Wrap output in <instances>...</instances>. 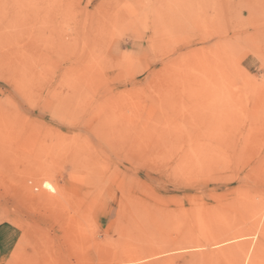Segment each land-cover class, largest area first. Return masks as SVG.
Returning <instances> with one entry per match:
<instances>
[{"label":"rangeland","instance_id":"374dc122","mask_svg":"<svg viewBox=\"0 0 264 264\" xmlns=\"http://www.w3.org/2000/svg\"><path fill=\"white\" fill-rule=\"evenodd\" d=\"M247 245L264 264V0H0V264Z\"/></svg>","mask_w":264,"mask_h":264},{"label":"bare ground","instance_id":"6f19581e","mask_svg":"<svg viewBox=\"0 0 264 264\" xmlns=\"http://www.w3.org/2000/svg\"><path fill=\"white\" fill-rule=\"evenodd\" d=\"M251 238H252V237H251ZM251 238L248 237V240H250ZM240 239H241V238H240ZM243 239H244V238H243ZM245 239H246V238H245ZM248 240L246 239V241H244V240H243V241L246 243V242H248ZM251 241H252V239H251ZM241 242H242V240L240 241V244H241ZM244 242H243V243H244ZM250 243H252V242H250ZM257 243H258V242H257ZM240 244H239V245H240ZM254 244H255V243H254ZM241 245H242V244H241ZM252 245H253V243H252ZM259 245H260V244L258 243V246H259ZM245 246H246V245H245ZM255 246H256V245H255ZM248 248L250 249L251 246L249 247V246L247 245V248H245V247H244V249L241 248L242 250H239L240 253L242 252L241 255H243V254H246V255H247V253H248V252H247ZM255 248H256V247H255ZM258 248H259V247H258ZM245 249H246V251H245ZM256 250H257V249H256ZM260 250H261V249H260ZM244 252H245V253H244ZM250 252L255 253L256 255H257V253H258V252H254V251H251V250H250ZM236 253H237V252H236ZM248 254H249V253H248ZM246 255H245V256H246ZM252 255H253V254H252ZM245 256H244V257H245ZM247 256H248V257H247L248 261H247V262L245 261V262H246L247 264H248L249 262H250V263L253 262V261H250V259H249V258H250L249 255H247ZM233 257H234V256H233ZM242 257H243V256H242ZM244 257H243V258H244ZM251 258H252V257H251ZM240 259H241V257H240ZM252 260H253V258H252ZM240 261L242 262V260H240ZM243 262H244V261H243ZM243 262H242V264H243ZM245 262H244V263H245ZM238 263H239V262H238ZM250 263H249V264H250ZM239 264H240V263H239Z\"/></svg>","mask_w":264,"mask_h":264},{"label":"snow or ice","instance_id":"6c2138e0","mask_svg":"<svg viewBox=\"0 0 264 264\" xmlns=\"http://www.w3.org/2000/svg\"><path fill=\"white\" fill-rule=\"evenodd\" d=\"M46 187H49V188H51V185H46Z\"/></svg>","mask_w":264,"mask_h":264}]
</instances>
